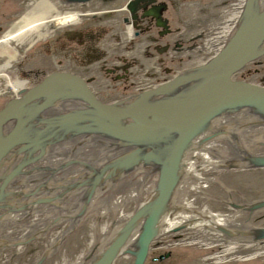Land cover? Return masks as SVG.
I'll return each instance as SVG.
<instances>
[{
    "label": "water",
    "instance_id": "95a60500",
    "mask_svg": "<svg viewBox=\"0 0 264 264\" xmlns=\"http://www.w3.org/2000/svg\"><path fill=\"white\" fill-rule=\"evenodd\" d=\"M0 179L149 237L264 238V0L223 49L116 104L54 73L0 109Z\"/></svg>",
    "mask_w": 264,
    "mask_h": 264
},
{
    "label": "bare ground",
    "instance_id": "6f19581e",
    "mask_svg": "<svg viewBox=\"0 0 264 264\" xmlns=\"http://www.w3.org/2000/svg\"><path fill=\"white\" fill-rule=\"evenodd\" d=\"M3 1L4 5L0 6V79L5 76L7 81L0 93L5 94L1 96L7 100L0 109L54 73L82 76L95 100L116 104L213 58L225 46L228 34L240 25L249 0H29L25 13L10 5L9 0H0V5ZM146 7H151V12L144 15ZM184 9L187 11L178 19L170 14V11L174 14L175 10L181 13ZM85 21L92 23L87 31ZM75 25H78L76 30ZM208 25L209 32L204 29ZM51 29L54 34H60L59 45L51 53L72 59L71 65L67 62L68 66L74 69L75 65L80 74L53 68L52 58H49L50 62L42 60L51 68L44 64L34 68L31 62L25 64L18 60L19 57L32 58L42 53L50 55L46 50L56 45L53 39L46 40L49 35L53 36ZM95 40L91 47L90 43ZM140 40L145 42L141 48L138 45ZM76 45L78 48L72 54L68 46L73 48ZM25 46L29 47L27 52ZM169 51L173 56L177 55V65L187 58L195 63L181 70L166 66ZM143 56L154 60L150 64V60H146L148 68L138 71L133 65L142 64ZM91 66L104 67L105 70L98 73ZM88 216L99 221L103 219L0 179V257L6 258V251H11L13 256H23V252L31 251L27 254L30 261L26 264H43L74 236V229ZM181 224L192 228L197 226L198 233L202 227L211 229L207 232L215 238L217 245L222 242L219 238L232 242L230 247L224 246L218 252L223 256L231 252L241 253L247 244L264 243V238L234 243L235 235L227 238V232L215 230L201 220L175 224L153 238L117 224L101 250L98 244H93L83 263L79 262L80 259L77 263L115 264L120 257L129 256L133 264H145L154 255L158 244L166 245L154 241L155 238L163 241L167 238L184 239V232L180 233L184 227L177 237L169 236L175 235ZM192 236L195 237L191 234L188 239ZM71 241L75 238L72 237ZM233 245L237 248H231ZM34 253L38 256L34 257Z\"/></svg>",
    "mask_w": 264,
    "mask_h": 264
},
{
    "label": "rangeland",
    "instance_id": "374dc122",
    "mask_svg": "<svg viewBox=\"0 0 264 264\" xmlns=\"http://www.w3.org/2000/svg\"><path fill=\"white\" fill-rule=\"evenodd\" d=\"M10 5L13 4L15 9L18 7L20 8V11L25 13V10L27 9L28 4L30 5L29 0H9ZM8 1V3H9ZM34 1V0H30ZM5 1L0 6H3ZM6 3V4H8ZM17 3L19 4L17 6ZM16 4V6H15ZM32 5V4H31ZM180 5V3L178 4ZM17 7V8H16ZM28 10V9H27ZM62 10V9H61ZM190 9H188L189 11ZM20 11H15L14 13H18ZM179 14H172L170 11V14L172 16H175L177 19L179 18V15L187 11V9H184L181 11H177ZM63 10L60 12L62 13ZM12 13V12H11ZM54 13V12H53ZM59 13V14H60ZM13 14V13H12ZM86 24H88L89 21H85ZM90 23V22H89ZM85 24V23H83ZM92 25V23H90ZM78 25L73 26V28L76 30ZM91 27V26H90ZM208 26H205V30L209 32ZM53 31V29H51ZM211 30V29H210ZM50 32V31H49ZM55 31H53V36H48L46 40L51 41L53 39V43L55 42L56 45H54L53 49L46 50L47 53H50V55H45V53H42L41 56H32V58L28 57L26 59H23L22 57L18 60L24 62L25 64H28V62H31L32 66L34 68H38L41 65H45L46 67H50L49 63H43L42 60H45L47 62H50L51 60L49 58H52L53 60V68L60 70H72L74 74L79 73V71L75 68V65H73L74 69H70L68 66V60L65 56H60V55H54L51 52L56 49L58 40L60 38V34L56 35L54 34ZM108 35V34H107ZM197 36V35H196ZM109 37V36H106ZM111 37V36H110ZM109 37V38H110ZM99 46H101V42L98 40ZM142 42V43H140ZM138 43L139 47L145 46V42L140 40ZM42 43V42H40ZM137 43V42H136ZM74 45V44H71ZM75 47L78 48V45ZM137 47V48H139ZM149 49L151 48L148 46ZM147 47V48H148ZM29 47L25 46L24 51L27 52V49ZM101 49V48H99ZM170 54L169 51V57L168 59H165V65L168 66L170 65L171 68L181 70L183 69H188L192 67V65L195 63L189 58L185 59L182 62H179L180 65H177L178 62H175L176 60H179L176 56H173ZM26 57V56H25ZM43 58V59H42ZM175 58V59H174ZM112 60V59H111ZM146 60H150L149 64L152 63L154 58H148L147 56H143L142 59L140 60L142 64L136 65L134 64L133 67L138 69L140 71L141 69H146L148 68V65H146L147 62ZM158 62V61H157ZM71 65V63H70ZM164 65V66H165ZM152 66V65H151ZM92 70L99 73L100 70L96 66H91ZM150 67V66H149ZM51 68V67H50ZM7 78L2 77L0 79V90L4 85L6 84ZM32 79V78H31ZM5 95L0 93V106L5 103L7 98H3ZM112 99H109V101ZM102 221V222H101ZM99 221L96 217H89L85 219L80 226H77L76 229H74V236H71L67 242L63 243L62 248H58L56 250L52 257L49 259V261H45L43 264H78L77 259H80L79 262L83 263V260H85V257H87L88 253H91V248L93 247V244H98V249L101 250L103 248V245H105L108 242V239L110 238V233L113 232L111 231L113 228H116V223L113 222H105V219H102ZM186 225V224H185ZM179 225L177 232L174 234L169 235L170 237L178 236V232L183 233L184 239L181 240H169L168 238L165 239L164 241L161 238H155L154 241H162L165 242L166 245H160L158 244L157 249H155L153 252L154 255L149 257V260L146 261L145 264H264V243L260 242L259 244H247V247L245 250H243L241 253L233 254H225L226 256L220 255L218 252L221 250V248H224V246H231L233 244L232 242L228 241H223L221 238H219L222 242L218 243L219 245L216 244L215 238H212V235L207 232L211 231V229H207V227H202V231L198 233V231L195 230L197 226L193 227L189 225ZM194 225V224H193ZM189 226V227H188ZM188 227V228H186ZM177 229V228H175ZM189 230V231H188ZM193 234L195 237L189 238L188 237L191 234ZM195 233V234H194ZM210 235V236H209ZM199 236V237H197ZM72 237L75 238V241H71ZM109 237V238H108ZM172 237V238H173ZM218 239V240H219ZM235 241V239H233ZM255 239H251L250 241L253 242ZM248 242V240H246ZM234 243H237L236 241ZM66 244V245H64ZM76 245V246H75ZM81 247V248H80ZM155 247V246H154ZM231 248H237V246L233 245ZM38 251V250H37ZM31 253L29 252H23V256H18L14 255L11 253V251H6L4 252V257H0V264H26L27 262L30 261V257H28L27 254ZM34 257L38 256L37 253L33 254ZM154 257V259H152ZM29 259V260H28ZM115 264H133L131 261V257L125 256L124 258L120 257V260H118Z\"/></svg>",
    "mask_w": 264,
    "mask_h": 264
},
{
    "label": "flooded vegetation",
    "instance_id": "af4514ba",
    "mask_svg": "<svg viewBox=\"0 0 264 264\" xmlns=\"http://www.w3.org/2000/svg\"><path fill=\"white\" fill-rule=\"evenodd\" d=\"M151 7H152V6H151ZM151 7H148V8L146 7V10H147V11L144 13V15H146V13L151 12V11H150V10H151ZM88 26H90V24H88V25L86 24V27L84 28L85 31H87V27H88ZM94 43H96V40L93 41V42H91V43H90V46L93 47V46L95 45ZM58 45H59V44H58ZM58 45H57V46H58ZM66 45H69V44H65V46H66ZM70 45H71V44H70ZM68 47H70V50H71V53H72V54L74 53L73 51H75V49H77V47H75V46H74L73 48H72L71 46H68ZM95 50H96V49H95ZM98 52H100V49H99ZM79 53H80V52H79ZM99 55H100V53H99ZM67 60H68V63H70V61H72V59H70V58H67ZM112 63H113V61H112ZM71 67H72V66H71ZM96 67H97L99 70H103V71L105 70L104 67H99V66H96ZM77 74H80V73H77ZM31 77H32V76H31ZM152 259H154V257H153Z\"/></svg>",
    "mask_w": 264,
    "mask_h": 264
}]
</instances>
